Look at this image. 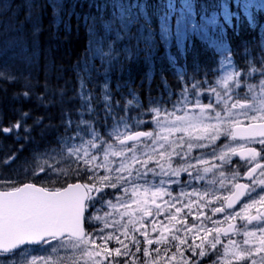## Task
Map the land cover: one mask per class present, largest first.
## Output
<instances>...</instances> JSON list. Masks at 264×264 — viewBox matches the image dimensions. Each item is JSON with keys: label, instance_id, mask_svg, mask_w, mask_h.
Segmentation results:
<instances>
[{"label": "snow or ice", "instance_id": "6c2138e0", "mask_svg": "<svg viewBox=\"0 0 264 264\" xmlns=\"http://www.w3.org/2000/svg\"><path fill=\"white\" fill-rule=\"evenodd\" d=\"M49 6L53 26L70 32L63 0H49ZM32 7L25 5L27 20ZM89 7L97 14L81 16L75 5L67 13L85 28L88 48L77 64L73 94L59 90V123L35 117L29 124L30 112L17 109V121L0 126L16 141L35 142L34 130L42 139L52 133L21 169L0 178V264H120L110 258L122 256L123 264H139L140 237L143 264H199L221 244L211 264H264V24L257 15L264 0H213L199 11L197 0H104ZM245 21L249 29L259 28V45L252 56L242 42L241 68L226 32L238 36ZM40 30L34 22V38ZM196 41L217 57L211 68L200 63ZM15 45L6 41L5 51ZM122 55L147 65L141 83L149 93L158 61L167 62L180 87L173 91L161 69L163 91L149 95L147 107L132 88L121 93V104L110 73ZM97 76L104 78L99 96ZM0 79L16 76L0 71ZM38 99L45 107L52 103ZM15 159L12 153L3 163ZM218 213L224 215L214 219ZM238 236L243 239L232 238ZM111 242L117 247L109 248Z\"/></svg>", "mask_w": 264, "mask_h": 264}, {"label": "trees", "instance_id": "16d2710c", "mask_svg": "<svg viewBox=\"0 0 264 264\" xmlns=\"http://www.w3.org/2000/svg\"><path fill=\"white\" fill-rule=\"evenodd\" d=\"M32 2L31 5H34V7L30 9L31 20H27L26 12L29 9L24 8L21 11V2L11 0L9 6L12 5V15L17 11L19 13V15L14 16L15 20L12 19L11 22L9 18L12 15L9 17V14H4L1 9L2 4H0V20H5V23L0 26V71L10 72L16 76L15 80L0 79V126L6 127L10 123H15L19 118L17 109L30 112V118L27 121L29 124L32 123L35 117H42L45 124L49 121L53 124L59 123L61 108V105L57 103L59 90L63 88L66 96L73 94V90L77 86V64L82 61L88 48V37L85 28L82 24L79 28L77 27L75 15L69 21L67 13L72 11L73 5H75V11L80 13L81 16L85 13L97 14L95 8H90L89 5L103 3L104 0H63L61 15L65 21L71 23L72 30L70 32L65 30L63 24L59 29L53 26V9L49 6V0H34ZM150 2H154V0H150ZM201 3L208 4L211 7L213 0H197V11H199ZM257 15L259 22L264 24V11L257 13ZM34 22H38L41 29L35 38L32 35ZM152 23L155 27L157 22L153 19ZM6 24L10 26L8 29V26L5 28ZM226 39L233 50V60L241 68H245V54L241 48L242 42L249 43L252 48L250 54L255 56L259 45V28L251 30L245 21L238 36L229 30L226 32ZM13 40L16 41V45L8 47L5 51L6 41ZM124 43L127 42H122L117 47H122ZM163 51V48H161L160 53L162 54ZM195 54H198L202 65L211 68L216 63L217 57L211 51H204L199 41L195 42ZM192 61L193 53H190L188 56V76L193 75ZM95 64L99 67L100 62L97 60ZM161 69H163L168 85L173 91L180 87V84L169 71L167 62L158 61L149 93L147 85L141 83L147 65L142 59L126 61L122 55L120 63L110 73V88L114 98L119 99L123 104L121 93L127 95L128 88H132L138 93L143 105L147 107L149 95L155 97L158 94V89L161 92L163 91ZM201 76L202 73H199L196 74L195 78L199 79ZM95 79L97 81L95 92L99 96V83H102L104 78L103 76H97ZM208 82L210 84L214 83L211 72H209ZM89 87L91 88L92 85L90 84ZM25 91L29 94L28 99L23 97ZM38 97H43L44 101L51 99L52 103L45 107ZM143 127L148 129L151 125L145 124ZM32 135L35 137V142L31 140L28 142L16 141L13 134L0 133V178L11 176L15 170L21 169L24 162L31 159L36 146L39 145L43 148L46 139L50 138L52 133H49L48 137L43 139L39 136L38 130H34ZM21 144H23V148H21ZM12 153L16 154V159L9 164H4V159L11 156ZM36 179H39V177H36ZM80 180L83 181V177H80ZM8 186L11 187L12 185ZM86 226L93 227L92 225Z\"/></svg>", "mask_w": 264, "mask_h": 264}, {"label": "rangeland", "instance_id": "374dc122", "mask_svg": "<svg viewBox=\"0 0 264 264\" xmlns=\"http://www.w3.org/2000/svg\"><path fill=\"white\" fill-rule=\"evenodd\" d=\"M10 1H11V0H0V4H2L1 9L4 11V14H9V17L12 15V11H11V7H12V5L9 6V5H10ZM32 1H34V0H18L19 3L21 2L20 10L22 11V10L25 8V5H26V4H29V3H30V4H33ZM16 2H17V0H16ZM64 2H65V1H64ZM15 15H16V16L19 15L18 11H17L14 15H12V16L9 18V19H10V22L12 21V19L15 20V17H14ZM7 16H8V15H7ZM10 22H9V23H10ZM3 23H5V20H2V21L0 20V26H1V24H3ZM9 23H8V24H9ZM6 26H8V25L6 24V25H5V28H6ZM9 27H10V26H8L7 29H8ZM221 139H224V137H221ZM217 145H219L218 141H217ZM217 163H219V162L217 161ZM233 163H237V158H236V157L233 158ZM239 171H240V173H241V176H243V173H244L245 169H244L243 167H241V168L239 169ZM101 175H103V172L101 173ZM105 191L110 192V191H113V190H112V189H106ZM225 191H226V190H221L222 193L225 192ZM216 203H221V201L216 202ZM238 209H239V208H235V209H231V210H232V211H235V210H238ZM204 211L207 212L208 210L205 209ZM223 215H224L223 213H218L217 216L214 217V219H219V218H221ZM191 222H192V221L189 220V223H191ZM236 224H237L238 227H240V226H242L243 222H242L241 220L237 219V220H236ZM107 231H111V230L109 229V230H107ZM140 239H141V245H140V247H141V251H140L139 253H136V256L139 258V264H143V261H144L145 259H147V258H145V257L143 256V249H144V247H145V244L143 243V237H140ZM221 239H222V241H224L225 243L227 242V240H226L224 237H221ZM234 239H237V240L239 241V240H242V239H243V236L234 237ZM189 242H190V241H189ZM97 243L99 244L100 241H97ZM115 247H117V245H116L114 242H111V243L109 244V248H115ZM155 247H156L155 244L152 245V248H153V249H154ZM222 249H223V244L218 245L216 251L213 252V253H210L209 255H206L203 259H200V260H199V264H211V262H212V260L215 258V256H217L218 254L222 253ZM133 251H134V248H133ZM155 255H156V254L153 253V256H155ZM185 255L190 256L191 253H190V252H186ZM261 255H264V253H261ZM112 258H114L115 260L119 261L120 264H123V261H124L125 259H127V257H123V256H122V257H111L110 259H112ZM254 258L257 259V260H259V256H256V257H254ZM192 259H193V260H196V259H198V257H192ZM23 264H27L26 260L23 262ZM105 264H107V262H105ZM160 264H164V261H161ZM233 264H250V260H248V259H247V260L244 259V260H241V261H234Z\"/></svg>", "mask_w": 264, "mask_h": 264}, {"label": "bare ground", "instance_id": "6f19581e", "mask_svg": "<svg viewBox=\"0 0 264 264\" xmlns=\"http://www.w3.org/2000/svg\"><path fill=\"white\" fill-rule=\"evenodd\" d=\"M83 6V5H82ZM4 41V40H3ZM3 69V68H2ZM18 118V117H17Z\"/></svg>", "mask_w": 264, "mask_h": 264}, {"label": "water", "instance_id": "95a60500", "mask_svg": "<svg viewBox=\"0 0 264 264\" xmlns=\"http://www.w3.org/2000/svg\"><path fill=\"white\" fill-rule=\"evenodd\" d=\"M237 205H238V204H237ZM237 205H236V206H237Z\"/></svg>", "mask_w": 264, "mask_h": 264}, {"label": "flooded vegetation", "instance_id": "af4514ba", "mask_svg": "<svg viewBox=\"0 0 264 264\" xmlns=\"http://www.w3.org/2000/svg\"><path fill=\"white\" fill-rule=\"evenodd\" d=\"M256 147V146H255Z\"/></svg>", "mask_w": 264, "mask_h": 264}]
</instances>
